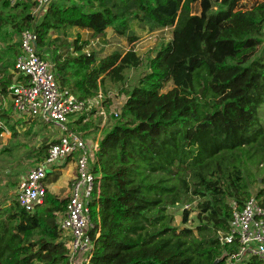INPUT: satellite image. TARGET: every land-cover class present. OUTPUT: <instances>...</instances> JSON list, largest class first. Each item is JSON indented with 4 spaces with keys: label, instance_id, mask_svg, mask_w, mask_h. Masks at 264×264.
<instances>
[{
    "label": "trees",
    "instance_id": "1",
    "mask_svg": "<svg viewBox=\"0 0 264 264\" xmlns=\"http://www.w3.org/2000/svg\"><path fill=\"white\" fill-rule=\"evenodd\" d=\"M243 1L50 0L38 18L35 0H3L0 33L35 29L39 54H50L63 90L86 101L106 92L108 81L125 88L120 114L94 150L93 247L82 264H214L238 250L221 241L231 233L233 205L264 196L252 194L244 176L254 159L264 163V1L250 9ZM135 22L151 33L174 27L173 39L146 58L134 50L99 58L80 37L67 42L69 29L94 36L113 29L136 42ZM20 55V44L0 53V119L10 117L1 96L15 85L10 70ZM144 68L129 80L128 71ZM170 82L174 88L162 93ZM92 125L81 119L71 129L95 137ZM6 130L0 127V140ZM56 142L41 145L38 164ZM8 201L0 203V264H70L59 228L69 198L48 191L33 212L17 197ZM196 201L199 225L177 226L169 209ZM190 213L185 209L183 225Z\"/></svg>",
    "mask_w": 264,
    "mask_h": 264
},
{
    "label": "built area",
    "instance_id": "2",
    "mask_svg": "<svg viewBox=\"0 0 264 264\" xmlns=\"http://www.w3.org/2000/svg\"><path fill=\"white\" fill-rule=\"evenodd\" d=\"M35 1L38 3L37 13L46 8L50 0ZM37 41L35 29L22 32L21 55L15 65L19 78L8 96L1 98L3 102L10 101L11 113L17 121L38 119L46 125H55L63 136L51 145L47 158L28 171L16 197L21 208L33 212L46 198L50 170L60 161L76 158L77 176L71 185L67 209L59 228L66 237L70 264H82L89 261L93 247L89 234L92 227L89 202L95 189L92 165L94 150L98 146L90 147L83 134L72 130L70 124L80 119L86 123L94 112L104 115L106 100L102 92L95 98L83 101L68 90H63L55 65L42 58ZM110 114L118 116L120 110ZM3 126L0 122V127ZM233 209L231 233L221 237V241L230 245L237 243L238 250L228 255L223 264H241L251 258L264 260V196L253 195L241 209L235 203Z\"/></svg>",
    "mask_w": 264,
    "mask_h": 264
},
{
    "label": "rangeland",
    "instance_id": "3",
    "mask_svg": "<svg viewBox=\"0 0 264 264\" xmlns=\"http://www.w3.org/2000/svg\"><path fill=\"white\" fill-rule=\"evenodd\" d=\"M261 1L264 0H244L241 7L250 9L257 2ZM2 5L3 0H0V12H7L8 10L3 8ZM44 12L45 7L37 13L34 11V14L40 18ZM193 13H201L200 5L193 6ZM132 29L137 37L136 42H131L130 39L118 35L113 29H108L106 34L101 36H94L87 30L69 29L67 31L69 35L67 42L73 44L75 40L80 37L81 43H89L85 48V52H95L99 58H105L113 53L125 55L131 50H134L138 56L146 58L149 55L153 56V51L157 50L161 45L169 44L173 39L174 27H168L151 33L147 28L135 22L132 25ZM59 36L62 39L65 38L63 35L52 34V39H56ZM19 44L20 35H15L11 26L6 27L0 33V53L7 49V47H16ZM62 51H65V49ZM46 59L51 62L52 58L50 54H48ZM147 72V68L133 70L128 71L127 76L131 82H135V79L138 80ZM10 73L13 74L15 82L19 76L14 68L10 70ZM106 84L108 85V90L106 92L102 90L104 101L106 100L104 103L106 106V108H104V115L94 112L91 117L93 128H98L95 139L101 129H105L108 126L109 128L111 127L114 123V118L110 113L112 111L121 110L126 101L123 90L125 88L121 84L115 85L109 81ZM173 88L174 84L170 82L166 84L162 93H166ZM2 107L4 109L2 113H10V117L4 118L2 121L0 120V122H2L4 126L7 125L9 129L2 134L0 140V203L5 206L4 202L6 199L9 200L7 203H10L16 198L18 188L28 171L38 165L35 155L40 151L41 145L46 141L51 143L55 139L60 138L63 136V132L57 129L55 125H46L38 119H22L21 123H16L17 119L12 115L11 110L8 111L11 108L10 101L7 100L3 102ZM262 116L264 117V114H262ZM34 120L38 123L35 126ZM10 127H14L16 135L11 131ZM254 160L255 161L249 164L244 172L246 183L252 194L264 190V163H260L256 159ZM49 180L51 181L53 179H48V182ZM198 203L199 201H196L188 206L177 205L169 209V212L175 216L177 226L195 228L199 225L198 216L200 210L197 208ZM185 209L191 212L187 225H183L182 222Z\"/></svg>",
    "mask_w": 264,
    "mask_h": 264
},
{
    "label": "crops",
    "instance_id": "4",
    "mask_svg": "<svg viewBox=\"0 0 264 264\" xmlns=\"http://www.w3.org/2000/svg\"><path fill=\"white\" fill-rule=\"evenodd\" d=\"M8 111H10V109ZM74 122H75V120L72 121L71 124ZM71 124H70V127H71ZM102 131H103V129H101L100 132L97 134L96 139L94 136H88V137H90V138H88V137H85L83 133L82 134H83L84 138L86 139L87 144L90 147H97L99 144V141L102 137ZM76 176H77L76 158L58 162L50 170V174L48 176V179L57 178V180L55 182H52L53 180H51V181L49 180V182H48V179H47L46 183H47L48 191L51 194H54L60 198H68L69 194H70L71 185H72L74 179L76 178Z\"/></svg>",
    "mask_w": 264,
    "mask_h": 264
},
{
    "label": "water",
    "instance_id": "5",
    "mask_svg": "<svg viewBox=\"0 0 264 264\" xmlns=\"http://www.w3.org/2000/svg\"><path fill=\"white\" fill-rule=\"evenodd\" d=\"M227 257H228V254L222 255L219 259H217L214 262V264H223Z\"/></svg>",
    "mask_w": 264,
    "mask_h": 264
}]
</instances>
